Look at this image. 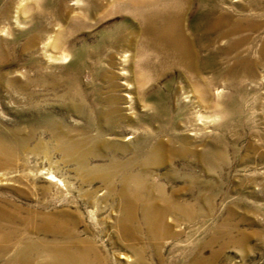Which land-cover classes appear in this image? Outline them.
I'll return each instance as SVG.
<instances>
[{"label":"rangeland","instance_id":"obj_1","mask_svg":"<svg viewBox=\"0 0 264 264\" xmlns=\"http://www.w3.org/2000/svg\"><path fill=\"white\" fill-rule=\"evenodd\" d=\"M218 9L243 28L205 31ZM175 14L196 69L145 33L147 17ZM263 47L264 0H0V144L16 149L0 166V208L32 219L10 243L38 240L39 259L79 239L85 264H264ZM88 134L100 142L82 170L61 147ZM119 162L158 209L166 192L171 208L153 224L164 234L150 232L143 201L124 230L122 176L102 180ZM41 222L65 233L38 232Z\"/></svg>","mask_w":264,"mask_h":264},{"label":"bare ground","instance_id":"obj_2","mask_svg":"<svg viewBox=\"0 0 264 264\" xmlns=\"http://www.w3.org/2000/svg\"><path fill=\"white\" fill-rule=\"evenodd\" d=\"M189 4L190 1H188V5ZM156 18L147 17L148 25L145 29V33L151 34L149 37V41L151 40L152 42L151 44L154 45L155 43H163V48L166 47L164 45H167V48L170 47L172 51H175V54H177V57L180 58V61L185 64L184 66L194 69L193 67H195V63L197 65L195 59L197 58V50L193 47V44L189 43V37H187L189 33L184 32L183 30L185 17L183 15L175 14L172 17L165 18L164 21L159 18V15H157ZM226 24H229L230 27L232 25V28H230V30L228 29L229 31H223V27ZM241 27L243 28L242 21L240 19H237L236 17L227 14L225 11L218 9L210 15L204 30L208 32L221 31L220 35L222 37H227L232 33L234 34L235 32L240 31ZM185 33H187V35ZM156 44L155 47L157 46ZM262 49H264V47ZM254 63L256 64V62H250V70L254 67ZM56 136L59 135L56 134ZM98 139L99 137L91 134L83 135L82 138L78 140L70 139L66 143L62 144L61 151L66 152L69 155H73L79 167L82 170H86L89 167L88 159L91 155L90 151L92 150L93 145L100 142ZM88 142H91V144L90 147H87V151L85 148ZM162 144L163 143H158L152 148L149 154L142 161V167L147 168L157 163L156 157L159 151L162 150ZM22 148L24 150L26 149V151L28 150L29 152L33 150L26 144L22 145L21 142L19 144V149ZM15 152L16 149H14L11 142H8L5 139L0 144V166H11L14 161L13 155ZM123 165V162L114 163L113 166L108 168V171L106 172V175L102 177V180L106 182L109 187H113L115 186V177L119 176L120 178L122 176L123 189L121 190L120 195L123 197L122 224L124 230L128 228L129 221L136 218L134 206L138 201H143V216L150 225V232L155 235L164 234L159 231L164 229L165 225L161 229H157V226L153 224L155 221L161 222V219H163L166 213L170 210L172 202L169 203L166 192L164 191L161 199L168 202V204L165 208L158 209V206H156L157 201L155 196L145 194L143 191V188L145 187L144 179L140 178L138 175L132 176L129 174H119V170L123 167ZM134 180L137 185L135 188H132L130 185ZM22 208L23 207L21 205L15 204L14 202H6L0 208V258L8 254L10 249H13V247L17 250V253L6 258L3 264H85V262L90 259L88 257L91 252V249L88 248L89 245L83 244L79 239H77L79 244L75 247V249L57 246L55 248H51L50 251L47 250L48 253L40 255L39 259H36L35 257L38 252H41V244L38 240L21 239L18 243L12 245L10 242L15 237L20 236L22 233H27L31 228V217L26 216L24 218H20L18 215L19 210ZM40 215L42 219L41 221H44L45 223L48 222V225L52 223L49 222V220L53 221L50 214L40 213ZM48 225L45 226V224L41 222L35 227V229L38 232H46L51 229V231L57 234L60 232L65 233V231H63L65 228L63 223L57 222L55 224L53 223L51 226ZM93 250L95 249L93 248Z\"/></svg>","mask_w":264,"mask_h":264}]
</instances>
